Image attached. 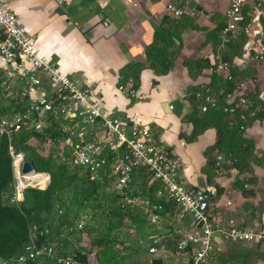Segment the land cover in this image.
Wrapping results in <instances>:
<instances>
[{"label":"crops","instance_id":"crops-1","mask_svg":"<svg viewBox=\"0 0 264 264\" xmlns=\"http://www.w3.org/2000/svg\"><path fill=\"white\" fill-rule=\"evenodd\" d=\"M169 1L0 0V3L35 37L40 53L77 81L81 89L91 90L107 112L128 126L148 128L156 142L171 150L180 162L178 181L186 189L192 192L211 187L216 191L210 205L213 220L221 227L232 219L239 226L256 229L264 211V117L251 120L243 132L252 145L248 172L238 173L231 168L218 175L213 162L223 153L211 154L208 164L205 153L217 139L213 125L192 141L184 136L190 137L193 131L189 114L193 110L201 114L198 106L195 109L192 106L193 94L204 91L220 97L230 88L232 99L245 96L264 105V63L252 59V39L243 34L221 47L220 30L229 0H198L188 6L198 13L179 19L165 14ZM251 6L252 0H243L246 20L264 33V18L253 21ZM223 58L231 66V79L227 74L209 70ZM135 65L142 69L136 95L128 98L117 87L127 84L129 68ZM152 66L168 69L156 73ZM43 88L50 91L46 82ZM245 184L248 188H244ZM136 193L145 194L141 188ZM227 201L232 202L230 207L226 206ZM178 227L193 229L187 217L182 221L162 219L154 235H165L169 228ZM65 230L67 227L59 232ZM68 240L69 250H74L79 240L72 236ZM148 244L149 238L146 252Z\"/></svg>","mask_w":264,"mask_h":264},{"label":"built area","instance_id":"built-area-1","mask_svg":"<svg viewBox=\"0 0 264 264\" xmlns=\"http://www.w3.org/2000/svg\"><path fill=\"white\" fill-rule=\"evenodd\" d=\"M191 3L196 4L198 0H170L164 12L174 19L186 14L194 16L198 11L196 8L188 9ZM250 14L256 22L264 18V0H252ZM246 19L243 0H229L224 13V26L220 30L221 47L225 48L243 34L252 39V59L264 63V33L260 28H254L253 22ZM230 69V64L221 60L209 70L227 74V78L231 79ZM45 82L50 91L43 88ZM15 84L19 85L17 90L14 88ZM0 85L6 94L18 95L28 101L24 111L16 112L10 117H0V138L8 140V150L12 157L14 191L9 198L10 203L18 205L23 200L25 188L44 189L48 184L46 173H33V176L42 174L46 177L39 184L30 185L25 182V177L29 175L21 173L25 160L22 153L13 150L10 144L12 138L28 129L47 137V129L50 128L58 131L62 138L60 156L66 152L72 154L69 165L88 170L93 179H98L99 173L104 172L108 165V177L113 181L114 191L119 194H124L129 189L131 177L136 170L141 168L150 174V184L157 185L153 200L146 194L124 196L120 201V208L140 211L147 224L156 228L160 226L162 219L175 218L182 221L187 217L193 229L188 231L182 227L176 228L178 240L174 245L179 251L186 250L185 264H207L215 247H223L227 243L251 245L264 240V211L259 216L256 229L239 226L232 219L227 220L225 227H221L210 213L216 191L211 187L198 188L192 192L186 189L178 181L180 162L173 152L156 142L148 128L128 126L126 122L107 112L91 90L81 89L77 81L68 77L59 66L40 53L35 37L19 25L17 16L2 3ZM117 90L128 98L136 95L131 79L126 85H118ZM195 97L202 102L199 106L201 114L206 113L208 106H214L218 101V97L209 92L197 93ZM230 98L231 94H226L224 111L232 114L236 108H240L243 112L240 118L244 120V112L253 109L252 103L245 96ZM241 130L244 132L245 128L241 127ZM214 168L218 175H224L233 167L228 158L217 156ZM244 188H248V185L245 184ZM166 202L176 204L179 208L177 215L172 216L165 210ZM231 205V201L226 202L227 207ZM82 225L83 222L78 223V228ZM48 233V229L38 231L33 227L30 242L23 253L14 259L2 261L1 264H41L42 260L54 264H83L74 254L59 255L55 247L37 244L38 239ZM168 248L165 237L160 233L149 238L147 253L151 258L167 257L170 253Z\"/></svg>","mask_w":264,"mask_h":264},{"label":"trees","instance_id":"trees-1","mask_svg":"<svg viewBox=\"0 0 264 264\" xmlns=\"http://www.w3.org/2000/svg\"><path fill=\"white\" fill-rule=\"evenodd\" d=\"M222 61H227L223 58ZM156 73H163L168 68L158 70L152 66ZM129 79L132 80L134 89L137 87L141 66H131ZM232 73L229 72V75ZM227 77V76H226ZM230 88L218 97L217 104L208 106L206 113L197 114L193 110L188 117L193 125V131L190 137L184 138L188 141L195 139V136L209 125H213L217 132L215 144L209 148L205 155L210 163L211 154L223 153L228 158L232 167L238 173L250 171L252 159V145L243 137L241 127L246 128L249 122L256 117H264V105L256 100H249L253 109L250 112H244L245 119L241 120L242 110L236 108L232 114L224 111L225 96L230 92ZM0 86V117H10L16 112L24 111L27 106V99H21L16 96H3ZM204 91L200 92L203 93ZM4 93H6L4 91ZM192 106L199 107L202 102L195 97H191ZM45 134L37 133L33 129L23 130L12 138L11 146L16 153H22L25 161H31L34 169L38 173H46L50 182L45 189L27 187L23 190V200L18 204L9 202V198L14 191V177L12 170V157L9 154V142L6 138H0V264L18 257L23 253L25 246L30 242L31 230L35 227L38 231L48 229L45 237H40L37 244H49L55 247L57 254H74L83 264L88 263V258L82 254V250H69V238L61 241L59 235L61 228H68L76 222H81L83 216L88 215L89 219L86 226H83L74 234L77 236L83 232L91 238L94 246L106 250H112L118 245L117 231L120 228H136L137 232L147 231L148 238L156 233L155 226L148 225L138 210H123L120 208V201L124 196L137 194L133 188L138 185L142 192L153 200V193L157 185L150 184V174L144 169H138L131 177L130 187L124 194H119L113 189V181L108 177V165L104 172L99 173L98 179L91 178L88 170L69 165L72 154L64 153L63 156L55 154L52 150L45 153L47 145L52 147L54 142L58 141V131L47 129ZM50 143V144H49ZM112 159V158H111ZM108 163L111 162L108 157ZM214 166V162H213ZM28 176V180H37L31 185L39 184L46 180L42 174ZM243 188V183H239ZM142 193V195H145ZM165 210L172 216L177 215L179 208L174 202L164 203ZM96 222V225H94ZM91 225V226H90ZM76 228V229H77ZM145 228L147 230H145ZM56 237H54V233ZM172 236L174 241L178 236ZM233 245L230 252L229 264L233 259L239 260L238 264H246L245 260L251 249L239 246L242 244L229 243ZM169 247V245H168ZM174 254H185L186 250H177L175 246L171 247ZM165 257L155 256L151 261L145 264H165ZM41 264H54L48 260H42Z\"/></svg>","mask_w":264,"mask_h":264},{"label":"rangeland","instance_id":"rangeland-1","mask_svg":"<svg viewBox=\"0 0 264 264\" xmlns=\"http://www.w3.org/2000/svg\"><path fill=\"white\" fill-rule=\"evenodd\" d=\"M1 88L3 90L2 86ZM14 88L15 90H17L19 88V85L15 84ZM7 95L8 94L4 93L3 91V96L5 97ZM61 141L62 138L59 136L58 141L54 142L52 144V147L49 145L45 147V153L52 150L55 154L58 152L57 155L60 156L59 147ZM138 190L139 188H135V191L138 192ZM88 219V215L82 217L81 222H83V226H86ZM78 223L80 222H76L75 224L69 226L67 230H65L63 233H60L59 238L61 239V241H63L66 236H68L69 239L70 236H72L74 239H78V247L75 246L73 249L80 251L83 250L86 252L85 254L88 258L87 264H145L146 262L151 261L152 258L146 252V245L148 243L149 236L148 234H146L147 231L139 233L137 232L136 228H120L117 231L118 245L115 246L112 250H106L94 246L91 242V238L85 232L79 234L78 236L77 234L75 235L74 232L76 233L78 230H80L77 228ZM94 225H96V222ZM145 230L147 229L145 228ZM56 234L57 233L55 232L54 237H56ZM164 234L165 235L163 236L165 237L166 243L169 245L168 249L170 252L167 257L164 258L165 264H185L186 256L184 254H174L171 251V247L174 246L176 242L172 238L174 234L173 228H169V230H166ZM239 246L248 247L251 249L249 255L246 258H241V261L245 260L246 264H264V240L258 244ZM232 247L233 245L228 243L225 244L223 247H215L212 257L210 258L207 264H229L227 260L229 259V251H231ZM238 261L233 259L232 262L238 264Z\"/></svg>","mask_w":264,"mask_h":264},{"label":"water","instance_id":"water-1","mask_svg":"<svg viewBox=\"0 0 264 264\" xmlns=\"http://www.w3.org/2000/svg\"><path fill=\"white\" fill-rule=\"evenodd\" d=\"M21 173L22 174H30V173H37V172L35 171L34 165L31 161H24L22 166H21ZM49 182H50V178L48 176V184H49ZM48 184H47V186H48Z\"/></svg>","mask_w":264,"mask_h":264},{"label":"bare ground","instance_id":"bare-ground-1","mask_svg":"<svg viewBox=\"0 0 264 264\" xmlns=\"http://www.w3.org/2000/svg\"><path fill=\"white\" fill-rule=\"evenodd\" d=\"M28 176H32V175H31V174L27 175V176L25 177V180H26L25 182H27V184H30V185H31L32 182H34L36 179H35V180H28V179H27ZM20 182L23 183L22 181H20Z\"/></svg>","mask_w":264,"mask_h":264}]
</instances>
